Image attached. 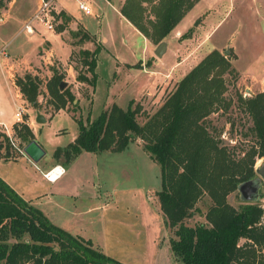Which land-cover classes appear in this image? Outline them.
Masks as SVG:
<instances>
[{
    "label": "trees",
    "instance_id": "obj_1",
    "mask_svg": "<svg viewBox=\"0 0 264 264\" xmlns=\"http://www.w3.org/2000/svg\"><path fill=\"white\" fill-rule=\"evenodd\" d=\"M199 1L124 0L120 10L145 37L159 44ZM59 16V31H63L71 17L65 11ZM71 34L80 42L95 38L81 28ZM101 49L81 50L78 60L84 69L75 66L76 79L93 88L98 80ZM140 65L139 61L133 67ZM51 70L52 77L46 84L47 104L54 111L70 112V104L77 110L80 105L74 92L67 86L60 88L64 73L55 65ZM228 76L236 78L230 57L213 49L152 114L147 115L143 103L136 99H131L126 108L114 102L87 123L73 113L78 136L66 148L55 151V156L63 155L71 161L83 151L122 152L141 140L143 149L161 166L162 183L156 194L178 264H264V203L244 201L236 207L229 201L240 183L255 177L257 159L264 157V91L244 97L237 90L233 97ZM16 84L29 104L42 107L39 97L43 81L38 75L26 72L17 76ZM235 103L251 121L244 133L251 143L241 154L225 144L210 119ZM141 115L146 117L143 123L139 121ZM14 129L22 145L36 138L27 123H17ZM12 149L9 136L0 130V155L17 158L20 153ZM204 196L210 198L206 211L198 207ZM197 214L204 216V221L188 223ZM0 264L126 263L95 248L90 239L52 223L0 177Z\"/></svg>",
    "mask_w": 264,
    "mask_h": 264
},
{
    "label": "rangeland",
    "instance_id": "obj_2",
    "mask_svg": "<svg viewBox=\"0 0 264 264\" xmlns=\"http://www.w3.org/2000/svg\"><path fill=\"white\" fill-rule=\"evenodd\" d=\"M121 1L90 0L91 11L83 12L90 31L94 34L98 33L101 42L96 38L80 42L79 38L71 34L70 29L65 30L67 41L75 44L72 53L75 56L72 60L73 65L79 70L84 69L78 60L81 50L90 47V51H93L97 46H101L100 43L103 48L99 53L96 69L98 80L92 92V99L88 100L82 96L80 107L75 109L76 111L70 104V113L66 111L59 113L52 119H48L42 126L36 125L35 135L48 149L66 148L76 139L79 126L72 116L73 113L77 117L81 116L85 123L88 120L93 121L113 104L114 95L117 103L123 108L128 106L131 99H136L143 103L147 115L154 113L176 84L213 49H218L230 57L235 67L236 78L228 76L230 95L234 97L238 90L244 97H250L260 92L261 89L264 91V0H200L169 34V49L162 56L156 53L148 55L146 60H140L139 67H133V65L139 63L136 61L141 59V55L137 52L135 54L133 48L125 44L122 35L128 32L127 26L115 17V11L120 10ZM40 2L41 0H0V20L5 16L15 15L19 21L23 22L22 29H25L24 26L28 22H31L36 29L35 33L28 34L22 31L13 20L0 23V62L6 59L10 63H15L20 70L28 64L37 65L40 63V55H47L45 49L49 48V45L45 44V41L49 40L52 54L56 55L63 65L68 63L70 47L66 38L57 33L62 23V18L59 16L60 11L54 8L55 3L52 1L53 18L50 23L54 25L55 30L48 31L46 23L34 17ZM97 12L99 16L95 15ZM71 24L70 22V27ZM78 27L81 26L76 25V31ZM177 31L183 32L179 38H175ZM164 40L167 41V38ZM125 61L135 63L117 65L118 62L124 63ZM64 68H68V65ZM60 71L65 75L63 80L68 82L67 87L74 89L76 102H79L78 97L82 93L87 97L91 95V88L85 86L83 90L80 88L81 94H79L78 87L75 85L77 82L70 74L72 72L68 73L63 69ZM0 80L2 85L4 81H8L6 68L2 64H0ZM3 90L2 100L5 99L10 110L14 111L9 119V124H11L16 120L17 104H21L22 101L15 100V95L4 87ZM39 98L42 101L41 114L55 113L53 108L51 109L47 104L49 95L43 88ZM26 117L29 118V116ZM210 119L217 132L223 135L222 139L225 144L233 148L236 154H241V151L251 143L250 136H244L247 127L251 125L250 118L237 107L236 103L227 112L219 111L212 114ZM25 120L28 121L27 118ZM145 120L144 115L139 116L140 122L143 123ZM1 129L7 131L3 126ZM11 135L18 147L23 149L25 145L21 144L15 129ZM129 146L124 152L104 153L98 156L101 181L109 185L117 184V188L122 191L130 187L132 189L140 187H146L147 190L148 188L160 189L162 183L160 164L154 160L150 162L148 153L143 150L141 140L132 142ZM12 150L15 154L21 153L15 146ZM0 166L13 175L22 172L32 174L33 172L26 164L18 161H0ZM260 168L264 171V157L257 159L255 169ZM255 176L262 180L260 197L257 201L264 203L262 197L264 178L258 172ZM151 196H154V192ZM152 199H149L144 215V225L136 219L138 213L133 211L130 223L135 225L137 222V224L136 229L132 225L131 228L139 232L141 230L138 229L139 227H147L150 242L153 241L154 245L161 246V248L162 245L167 247L162 214L157 203ZM229 201L236 207L244 203L238 190L229 196ZM209 204L210 198L204 196L199 201L198 207L206 211ZM196 221H204V216L197 214L188 223L194 224ZM166 253L168 252L162 251L158 264H170L167 255L164 256Z\"/></svg>",
    "mask_w": 264,
    "mask_h": 264
},
{
    "label": "crops",
    "instance_id": "obj_3",
    "mask_svg": "<svg viewBox=\"0 0 264 264\" xmlns=\"http://www.w3.org/2000/svg\"><path fill=\"white\" fill-rule=\"evenodd\" d=\"M86 1L91 5L90 0ZM53 2L55 3V9L60 12L65 11L67 15L71 17V20L67 23L65 29L63 31H57L58 35L66 38L65 40L70 47L68 63L63 65L56 55L52 54L50 51L51 42L49 40L45 41V44L49 45V48L45 49V53H47V55H40V63L37 65L28 64L26 67L20 70L17 68L15 63H10L6 59L1 61L0 64L4 65L6 68L9 83L8 81L3 80L4 84L2 85L0 80V130H2L1 126L6 125L8 130L13 132L14 125L17 123V120H15V122L9 124V119L13 116L14 111L12 109L10 110L5 99L2 100V96L4 94L3 87L11 94L15 95V100L22 101L21 104H17L16 111L21 105L25 107L24 122L32 128L34 134L36 125L42 126L47 122L48 119H52L57 114L65 111L68 112L66 109H61L59 111H54L55 113L50 112V114L43 115L41 114L40 108H35L29 104L24 99L20 88L16 84L17 76H23L26 72L38 75L43 81L42 88L48 94L46 84L48 79H50L53 74L51 67L55 65L60 70H66L68 73L72 72L70 74L74 77V81L77 82L75 85L78 87L79 94H81V90H83V86H85L86 88H91L90 96L93 95V87L76 79L77 73H75L76 70L75 66L73 65L74 61L71 60L75 44H71L67 41L65 30L70 29V32L76 31V25H78L81 26L78 27V30L81 28L84 31H87L89 34L95 35V38L101 42L98 33L94 34L90 31L87 20L83 15L84 11L79 8L78 0H53ZM123 2L124 0L121 1V5ZM115 12L116 19H119V21L127 26L128 29V32L126 31L122 35L125 44L128 47L133 48L135 54L137 52L139 55H141V59L137 60L136 62H139L140 60H146L148 55H155L157 48L156 44L145 37L125 16H123L121 10ZM95 15L99 16V13L97 12ZM10 20H13L22 31L32 34L22 29L23 22L19 21L15 15H9L8 17L5 16L1 18L0 23H7ZM70 22L72 23L71 27L69 26ZM46 30L52 31L55 30V28H47ZM182 33L183 32L177 31L175 38H179ZM139 38L141 39L139 40ZM166 38L168 50L170 43L168 36ZM78 44L80 45V42ZM100 44L103 48L102 43ZM87 50H90V47H88ZM134 63L135 62L131 63L125 61L124 63L118 62L117 65ZM66 65H68V68H64ZM46 73L48 75H46ZM71 90L74 92L73 88H71ZM262 90L263 89L260 91ZM82 96L88 99V97L82 93L78 97L79 104L80 97ZM113 97L114 98L112 101L117 103L115 95ZM40 102L42 104L41 100ZM27 106L30 107L27 108ZM50 108L52 109V106H50ZM31 112L34 113V117H32ZM40 114L43 115L45 121H38ZM25 116H29V118L26 117L28 119L27 122L25 120ZM35 137V139L46 151L45 156L39 162L35 163L25 153H20V157L17 159L8 157V155H0V161L2 162H22L23 164H26L30 170H33L32 174L22 172L18 175H13L9 174L8 171L3 168V166H0V177H2L9 185H11L25 200L41 209L48 219L55 225L65 229L73 235L90 239L95 247L100 249L108 256H111L121 262L126 264H158L162 255V251L165 250V252L168 253L164 254V256L167 255V259L170 264H178L171 250V244L169 240L170 234L166 228L160 202L156 194L160 189L152 190L148 188L147 190L146 187L134 189L130 187L127 188V190L122 191L121 189L117 188V184L109 185L105 182H102L100 179V164L98 163V156L104 153L110 154L113 152L106 151L102 153H94L83 151L71 161H67L63 155L55 156V151L57 148L48 149L39 140L37 135H35ZM7 154H10V152H7ZM149 158L150 162H154L150 156ZM57 166L63 168V173L53 181L48 180L45 174ZM120 192L122 194H119ZM152 192H154V196H151ZM149 199H152L157 203L162 214L167 237V247L162 245L161 248V246L154 245L152 240V242H150L147 227H139L138 229L142 230L139 232H136L137 230L131 228L132 224L130 223V216L133 215V211L138 213V215H136V219H139L144 225V215L149 205ZM121 219L124 220L121 221ZM126 221H128V223ZM136 224L132 225L135 229Z\"/></svg>",
    "mask_w": 264,
    "mask_h": 264
},
{
    "label": "water",
    "instance_id": "obj_4",
    "mask_svg": "<svg viewBox=\"0 0 264 264\" xmlns=\"http://www.w3.org/2000/svg\"><path fill=\"white\" fill-rule=\"evenodd\" d=\"M167 50V42L162 41L157 45L156 54L158 56H162ZM67 86V81L62 80L60 82V88L63 89ZM38 121H45L43 115H39ZM24 153L28 155L35 163L39 162L46 154L45 149L41 146V144L33 139L31 142L24 146ZM260 173L262 178H264L263 168L256 169V173ZM262 180L259 177H253L247 181H244L239 184L238 191L241 195V198L245 202H255L260 197V188H261Z\"/></svg>",
    "mask_w": 264,
    "mask_h": 264
},
{
    "label": "built area",
    "instance_id": "obj_5",
    "mask_svg": "<svg viewBox=\"0 0 264 264\" xmlns=\"http://www.w3.org/2000/svg\"><path fill=\"white\" fill-rule=\"evenodd\" d=\"M53 0H41L38 9L35 13V19L38 21L44 22L47 25L48 29H54V25L51 22V18H53V14L51 13L52 7L51 3ZM79 8L84 11V12H90L91 11V5L86 1V0H78ZM25 31L29 33L35 32V27L34 25L30 22L26 23ZM24 112H25V107L23 105L19 106L15 115H16V120L17 123H23L24 122ZM16 123V124H17ZM7 131L4 130V132L9 136L13 146L17 147L21 153H24V148L18 147L15 139L11 135V132L8 130V127L6 125H3ZM63 168L61 167H54L50 171H48L45 176L48 180L53 181L57 179L62 173H63Z\"/></svg>",
    "mask_w": 264,
    "mask_h": 264
}]
</instances>
